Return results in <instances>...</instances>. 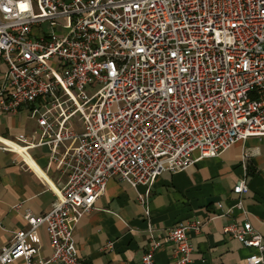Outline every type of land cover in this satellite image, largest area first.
Instances as JSON below:
<instances>
[{
	"label": "built area",
	"instance_id": "obj_1",
	"mask_svg": "<svg viewBox=\"0 0 264 264\" xmlns=\"http://www.w3.org/2000/svg\"><path fill=\"white\" fill-rule=\"evenodd\" d=\"M0 54V111L26 108L38 123L27 148L48 145L67 175L47 212L26 214L30 227L0 249V264H87L76 227L111 178L150 187L165 171L264 135V0H0ZM252 156L243 149L233 189L246 219L226 229L255 249L248 264H264V237L244 203ZM138 200L148 215L147 195ZM200 224L151 234L142 264H156L164 241L175 244L171 264H189V231ZM42 226L52 254L36 258L30 238Z\"/></svg>",
	"mask_w": 264,
	"mask_h": 264
},
{
	"label": "crops",
	"instance_id": "obj_2",
	"mask_svg": "<svg viewBox=\"0 0 264 264\" xmlns=\"http://www.w3.org/2000/svg\"><path fill=\"white\" fill-rule=\"evenodd\" d=\"M7 70L0 54V86ZM37 129V121L26 108L17 113L0 111V143L19 149L0 148V249L16 232L30 227L26 214L39 216L53 206L55 191L67 181V175L51 161L48 145L27 148ZM244 148L253 153L247 176L250 190L244 196L247 218L264 237L263 135L238 141L219 156L200 159L185 170L165 171L150 187H134L118 177L111 178L94 209L76 227L80 256L87 264H142L151 234L163 239L177 223L199 221L201 230L189 231L194 247L189 264H248L247 257L255 249L244 246L226 229L246 219L242 210L234 207L238 194L233 190L245 175L241 165ZM198 154L195 151L193 156ZM139 193L147 195L148 215L138 200ZM219 202L231 207L232 214L219 216L223 212ZM30 243L39 247L36 258L51 256L44 226ZM174 248L173 242H162L155 250L156 264H171Z\"/></svg>",
	"mask_w": 264,
	"mask_h": 264
},
{
	"label": "rangeland",
	"instance_id": "obj_3",
	"mask_svg": "<svg viewBox=\"0 0 264 264\" xmlns=\"http://www.w3.org/2000/svg\"><path fill=\"white\" fill-rule=\"evenodd\" d=\"M46 29H49V25L48 24H44L43 25ZM115 108V107H114Z\"/></svg>",
	"mask_w": 264,
	"mask_h": 264
}]
</instances>
